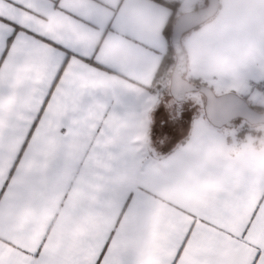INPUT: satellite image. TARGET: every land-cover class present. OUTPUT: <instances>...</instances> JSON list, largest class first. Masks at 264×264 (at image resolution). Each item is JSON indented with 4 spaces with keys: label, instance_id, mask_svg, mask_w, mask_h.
<instances>
[{
    "label": "snow or ice",
    "instance_id": "1",
    "mask_svg": "<svg viewBox=\"0 0 264 264\" xmlns=\"http://www.w3.org/2000/svg\"><path fill=\"white\" fill-rule=\"evenodd\" d=\"M141 0H0V264H264V171L160 192L114 77L159 44Z\"/></svg>",
    "mask_w": 264,
    "mask_h": 264
},
{
    "label": "crops",
    "instance_id": "2",
    "mask_svg": "<svg viewBox=\"0 0 264 264\" xmlns=\"http://www.w3.org/2000/svg\"><path fill=\"white\" fill-rule=\"evenodd\" d=\"M164 1H179V14L207 2ZM141 2L155 16L147 27L158 35L159 44L138 55L130 72L114 77L118 87L130 97L117 121L125 130L129 151L137 164L164 193L196 182L264 171V135L258 134L259 138L252 141L249 136H233L227 143L224 131L207 120L200 97L193 120L183 118L174 128L167 123L164 107L159 105L160 98L167 94L155 91L154 86L169 50L165 27L172 7L159 0ZM182 44L188 76L217 93L236 92L264 106L262 95L248 84L250 79L264 81V0H219L216 14L186 32Z\"/></svg>",
    "mask_w": 264,
    "mask_h": 264
},
{
    "label": "water",
    "instance_id": "3",
    "mask_svg": "<svg viewBox=\"0 0 264 264\" xmlns=\"http://www.w3.org/2000/svg\"><path fill=\"white\" fill-rule=\"evenodd\" d=\"M219 8V0H207L193 10L180 13L171 28V44L176 55L170 92L177 100H184L187 92L198 91L204 98L207 120L215 127L232 126L239 119L250 124H264V111L256 109L247 99L236 92L217 93L211 86L192 82L185 77L187 55L182 44L183 35L214 16Z\"/></svg>",
    "mask_w": 264,
    "mask_h": 264
},
{
    "label": "rangeland",
    "instance_id": "4",
    "mask_svg": "<svg viewBox=\"0 0 264 264\" xmlns=\"http://www.w3.org/2000/svg\"><path fill=\"white\" fill-rule=\"evenodd\" d=\"M201 98L200 100L203 101L202 99V94L198 91H190L187 92L186 98L184 100H177L175 99L172 95L167 94L166 96H162L160 98V103L159 105H162L165 110V116H166V121L167 123L171 124L174 127H177L181 120L184 119H190L195 117L196 112H197V106L198 104L197 99ZM254 125L257 124H249L247 125L245 120L239 119L235 122L234 125L232 126H223L221 129L225 133V138L227 143L230 142V138L233 136H240V139H242V136L240 133L241 131L247 130L250 127H254ZM168 128V126H167ZM264 128V127H263ZM264 130V129H263ZM176 131V130H174ZM255 131H245V136L250 137L251 141L252 140H257L259 136H257ZM165 134H171L170 132H167ZM169 136V135H168ZM238 136V137H239ZM243 145V144H242ZM245 145V142H244Z\"/></svg>",
    "mask_w": 264,
    "mask_h": 264
},
{
    "label": "trees",
    "instance_id": "5",
    "mask_svg": "<svg viewBox=\"0 0 264 264\" xmlns=\"http://www.w3.org/2000/svg\"><path fill=\"white\" fill-rule=\"evenodd\" d=\"M159 1H163V2L167 3L168 6L172 7V13H171V16L167 22L166 27H165V34H166L167 39H168L169 50L164 55V59H163L162 64L159 68V71L157 73V76L155 79L154 90L159 91L160 94H170L171 95V92H170L171 74H172L174 64L176 62V55H175L174 49H173L172 44H171V28H172V24H173L174 20L179 15V13L177 11V6H178L179 1H174L171 3H168L164 0H159ZM185 77L188 78L192 82L203 83L200 80H198L192 76H188L187 71L185 73ZM204 84H206V83H204ZM243 97L248 100L247 96H243ZM204 102H205V98L203 96V104H204ZM249 103L252 104L256 109H258L260 111H264V106L252 103L251 101H249ZM246 123H247V125L250 124L247 121H246ZM262 127H264V124H257V125H254V127H250L247 130L241 131L240 134L242 136H245V134H244L245 131H252V132L255 131L256 133H254V134H256V135H258V134L264 135V130ZM237 136H239V135H237Z\"/></svg>",
    "mask_w": 264,
    "mask_h": 264
},
{
    "label": "built area",
    "instance_id": "6",
    "mask_svg": "<svg viewBox=\"0 0 264 264\" xmlns=\"http://www.w3.org/2000/svg\"><path fill=\"white\" fill-rule=\"evenodd\" d=\"M248 84L252 90L258 91L264 99V81L250 79L248 80Z\"/></svg>",
    "mask_w": 264,
    "mask_h": 264
}]
</instances>
